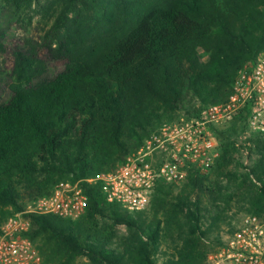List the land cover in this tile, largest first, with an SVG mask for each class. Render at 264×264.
Listing matches in <instances>:
<instances>
[{
  "label": "trees",
  "instance_id": "16d2710c",
  "mask_svg": "<svg viewBox=\"0 0 264 264\" xmlns=\"http://www.w3.org/2000/svg\"><path fill=\"white\" fill-rule=\"evenodd\" d=\"M73 1L60 6L65 19ZM101 3L94 24L80 13L57 44L52 30L38 42L7 39L8 22L0 26V59L13 55L9 69L0 63V227L57 182L114 170L181 112L225 101L239 69L264 49V0ZM45 54L63 67L49 69ZM216 140L210 173L159 184L148 210L129 213L85 184L79 219L26 215L25 237L49 264H207L206 243L222 246L239 210L264 216V134L251 137L240 176L227 171L234 143Z\"/></svg>",
  "mask_w": 264,
  "mask_h": 264
},
{
  "label": "built area",
  "instance_id": "2783aa9c",
  "mask_svg": "<svg viewBox=\"0 0 264 264\" xmlns=\"http://www.w3.org/2000/svg\"><path fill=\"white\" fill-rule=\"evenodd\" d=\"M244 117L251 132L264 134V49L239 69L225 101L163 123L114 170L88 180H61L50 195L10 217L0 227V264H49L25 237L31 228L26 215L79 219L89 204L85 184L98 185L107 202L119 204L129 213L148 210L159 184L181 185L191 173L211 170L220 156L215 129ZM209 262L264 264V216H245L229 239L210 255Z\"/></svg>",
  "mask_w": 264,
  "mask_h": 264
},
{
  "label": "rangeland",
  "instance_id": "374dc122",
  "mask_svg": "<svg viewBox=\"0 0 264 264\" xmlns=\"http://www.w3.org/2000/svg\"><path fill=\"white\" fill-rule=\"evenodd\" d=\"M61 4H63V0H0V26L8 22V27L6 29L7 39H14V37L16 39L32 38L38 42L41 41V37L52 30L53 32L50 36L57 44L66 28L76 16L80 13H84L87 16L88 22L94 24L95 20L101 15L103 7L101 0H74L66 10L68 19H65L61 14L63 10L60 7ZM200 52L203 54L202 50H200ZM204 58H207L205 54ZM43 59L45 62L47 61L49 69L57 71L63 67L62 62H54L51 61V59L48 61L46 54L43 55ZM11 60H13V55L11 52H8L1 57L0 63L3 67L6 65L9 69L12 65L10 62ZM3 87L4 86L0 84V95L3 92ZM181 115H184V112H181L180 116ZM216 135L219 141H221L222 137H226L234 143V149L230 152V163L227 166V171L232 174H237L238 176L245 174V172H247L245 167L250 164L252 157L249 153V147H251L250 139L255 133L251 132L244 122L233 120L217 127L215 129V136ZM210 171L211 170L205 174L210 173ZM222 182L225 185L226 179H222ZM30 204L31 203L28 205ZM248 214L249 213L245 210H239L238 214L231 218L232 224L230 226H223V231L220 233L222 244L229 239L240 221ZM117 230L121 233L126 232L124 226H118ZM220 245L221 244H217L215 241L206 243L208 252L207 264H210V255L215 252Z\"/></svg>",
  "mask_w": 264,
  "mask_h": 264
}]
</instances>
